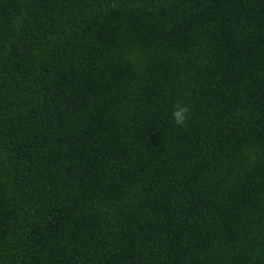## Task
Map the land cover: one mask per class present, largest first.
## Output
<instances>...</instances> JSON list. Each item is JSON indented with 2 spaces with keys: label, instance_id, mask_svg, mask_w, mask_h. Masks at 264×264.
<instances>
[{
  "label": "trees",
  "instance_id": "1",
  "mask_svg": "<svg viewBox=\"0 0 264 264\" xmlns=\"http://www.w3.org/2000/svg\"><path fill=\"white\" fill-rule=\"evenodd\" d=\"M0 264H264V0H0Z\"/></svg>",
  "mask_w": 264,
  "mask_h": 264
}]
</instances>
